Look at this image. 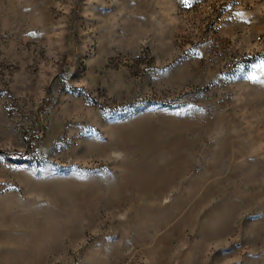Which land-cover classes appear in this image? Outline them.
<instances>
[{"label":"rangeland","instance_id":"rangeland-1","mask_svg":"<svg viewBox=\"0 0 264 264\" xmlns=\"http://www.w3.org/2000/svg\"><path fill=\"white\" fill-rule=\"evenodd\" d=\"M0 264H264V0H0Z\"/></svg>","mask_w":264,"mask_h":264}]
</instances>
